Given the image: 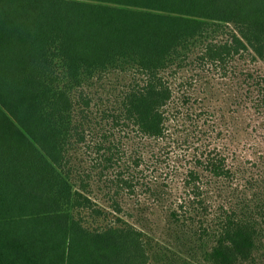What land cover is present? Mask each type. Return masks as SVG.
<instances>
[{
    "label": "trees",
    "instance_id": "trees-1",
    "mask_svg": "<svg viewBox=\"0 0 264 264\" xmlns=\"http://www.w3.org/2000/svg\"><path fill=\"white\" fill-rule=\"evenodd\" d=\"M260 63L264 0H0V264H150L144 234L121 218L85 225L84 212L105 211L67 157L88 133L99 179L166 203L209 264L255 263L264 199L230 186L215 132L186 130L193 114L173 102L168 74L206 67L264 116ZM126 73L113 102L87 91Z\"/></svg>",
    "mask_w": 264,
    "mask_h": 264
},
{
    "label": "rangeland",
    "instance_id": "rangeland-1",
    "mask_svg": "<svg viewBox=\"0 0 264 264\" xmlns=\"http://www.w3.org/2000/svg\"><path fill=\"white\" fill-rule=\"evenodd\" d=\"M193 64L177 70L175 74H168V82L174 91L173 102L181 106L183 115L193 114L191 119L182 118L186 130L190 134L215 132L212 137L216 146L227 157L233 173L234 179L230 186L246 192L244 194L250 199L258 191L264 199V116L257 115L250 107H247V110L244 106L239 107L228 88L229 82L222 81L220 76L210 69L205 67L202 70ZM255 67L264 71L263 63ZM133 78V73L120 76L114 74L102 82H95V86L87 91L95 94L96 99L101 97L113 102L115 96L108 90L129 86ZM101 104V108L111 106ZM96 122L97 118L91 115L90 124L96 125ZM218 131H221V135L216 136ZM93 144L94 140L88 133L85 143L69 149L67 157L76 188L105 211L104 216L99 217L84 212L82 217L85 225L90 228L104 227L121 218L123 223L144 234L150 245V264H209L201 251L196 250L197 245L193 241L197 239L191 241V236L184 233L185 228L170 220L166 203H154L144 194V189L141 193L136 191L134 197L128 196L115 186H109V178H98V172L92 169L91 163L95 154L87 148H91ZM85 173H88L90 178H84ZM116 204L121 208L120 213L115 212ZM258 249L255 263L247 264H264V244Z\"/></svg>",
    "mask_w": 264,
    "mask_h": 264
}]
</instances>
